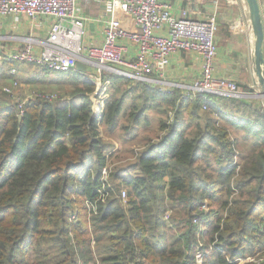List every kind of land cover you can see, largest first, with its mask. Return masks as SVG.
I'll use <instances>...</instances> for the list:
<instances>
[{
	"label": "trees",
	"instance_id": "1",
	"mask_svg": "<svg viewBox=\"0 0 264 264\" xmlns=\"http://www.w3.org/2000/svg\"><path fill=\"white\" fill-rule=\"evenodd\" d=\"M42 72L58 76L53 81L66 76L80 86L72 94L76 101L64 103L32 93L23 113L13 93L0 88V264H237L239 257L264 249L261 100L213 95L210 108L200 111V98L190 100L179 89L168 92L138 81L144 111L129 112L130 128L165 101L177 106L174 112H161L162 135L137 153L134 174H127L129 167L115 173L118 181L103 201L99 189L109 143L100 126L119 124L124 100L133 90L107 99L99 121L90 96L95 83L85 72L45 66ZM109 76L115 87L131 80ZM224 118L228 125L222 124ZM232 128H245L256 138L243 162L236 158L239 140ZM123 185L129 188L125 203ZM205 200L221 209L201 210ZM169 208L176 211L173 223L166 219ZM196 218L205 229L209 226L212 244L201 247L202 263Z\"/></svg>",
	"mask_w": 264,
	"mask_h": 264
},
{
	"label": "built area",
	"instance_id": "2",
	"mask_svg": "<svg viewBox=\"0 0 264 264\" xmlns=\"http://www.w3.org/2000/svg\"><path fill=\"white\" fill-rule=\"evenodd\" d=\"M78 1L0 0V28L2 18L7 14H26L34 19L52 16L55 19L48 37L42 41V49L39 52L28 43L12 54L11 59L61 71L75 70L78 62L82 61L96 66L97 75L119 74L168 92H175L177 87H183V96L190 100L202 99L203 109L210 108L209 103L213 95L223 97L249 95L241 90L234 79L215 74L213 61L218 53L216 43L218 23L214 17L196 19L186 8L175 14L169 0H113L112 16L105 27L103 42L86 47L83 53L81 40L84 17L77 14ZM228 1L235 3L237 0ZM180 51L194 52L202 58L201 73L191 83H181L167 78L172 55ZM15 71L13 69L12 73ZM89 78L92 79V75ZM105 80L103 86L106 87L111 83V78ZM98 83L102 85L101 80ZM18 85L19 81L15 79L11 85L4 86L3 90L13 93ZM37 96L44 100H52L56 95L41 93ZM16 101L19 112L23 113L26 100L18 96ZM103 115L104 112H96L95 116L101 121ZM109 174L110 170L106 165L101 175L103 185L99 189V199L103 201L114 187L109 180ZM238 192L236 189L232 196ZM121 197L127 200L125 188L122 189ZM88 204L90 207H96L90 201ZM200 208L208 210L205 203ZM169 216L168 211L167 218ZM197 221L199 219L196 218ZM199 225L196 247L200 257L203 253L201 247L204 243L201 237L205 226L200 221ZM247 259L256 260L253 256H247Z\"/></svg>",
	"mask_w": 264,
	"mask_h": 264
},
{
	"label": "crops",
	"instance_id": "3",
	"mask_svg": "<svg viewBox=\"0 0 264 264\" xmlns=\"http://www.w3.org/2000/svg\"><path fill=\"white\" fill-rule=\"evenodd\" d=\"M237 1V3H232L228 0H219L218 2L216 0H169L175 14H179L183 8H186L190 15L196 19L214 17L218 23L216 33L218 53L213 61L215 74L220 77L234 79L243 87H256L259 80L253 63L255 32L246 6V0ZM112 2L113 0L78 1L77 14L84 17L81 40V51L83 53L86 47L99 45L103 42L105 27L112 16ZM54 21L55 19L52 16H40L34 19L26 14H7L2 18L0 28V88L11 85L13 80L17 79L20 86L15 88L16 91L13 93L15 100L21 94L31 97L33 93L31 84L33 82L47 81L45 79L53 81L55 78L54 75L48 76L46 73L37 77L34 73L42 70L41 65L11 59L12 54L28 43H31L33 49L39 52L42 49V41L48 37ZM201 65L202 58L198 54L188 51L176 52L172 55L167 78L181 83H191L200 75ZM13 69L16 70L15 73H12ZM77 70L85 72L86 76L89 74L90 77L98 71V68L92 64H86L85 70L80 69L78 66ZM47 76L48 78H45ZM67 101H76V98H66L62 103ZM93 108L94 115H96L95 105ZM147 113L145 112L146 117L142 120H149ZM125 116L126 112H123L120 119L122 120ZM102 126H100V135L104 137L105 132L101 130ZM139 129L140 124L136 129L128 127L127 133L130 131L138 133Z\"/></svg>",
	"mask_w": 264,
	"mask_h": 264
},
{
	"label": "rangeland",
	"instance_id": "4",
	"mask_svg": "<svg viewBox=\"0 0 264 264\" xmlns=\"http://www.w3.org/2000/svg\"><path fill=\"white\" fill-rule=\"evenodd\" d=\"M259 1H260V6H261V12H262V15L264 16V3H263L264 0H259ZM246 6L248 8V13H249V7H248L247 0H246ZM34 74L37 75V77H39L41 75L43 76L44 73L42 72V70H40ZM46 74L48 76L52 75L51 72L46 73ZM88 75L86 76V78L90 79ZM96 75H97V72L94 75H92V77H95L93 80L95 83V86H94V89L90 92V96L93 100V106L95 105L97 112H104L107 99H109V101L118 99L124 96L126 93H128L129 89L133 90L127 95L123 103L122 112H126V116L123 117L122 120L120 119L119 124L113 129L109 127L110 125L107 126L106 124H103L102 126L103 128L101 129L103 130V132H105V135L103 133L104 135V137H102L103 140L109 143V146H108L109 159H108L107 166L110 170L109 180L112 182L113 186H115V183H117L118 181V179L115 178V173L122 171L121 168L123 167H126V168L129 167L127 170L128 172L127 174H129V172L134 174L137 171V167H133V166L131 167V164L136 161L137 153L140 152L144 147H146V144L148 142H153L157 139L158 136L162 135L163 130H161L160 128V118L162 116H165V114H162L161 112H163V110H167V112H174L177 105L171 104L170 102L165 101L159 106L158 109L157 108L149 109L148 111H146L148 112L147 116L149 120L148 121L147 119L141 120L140 129L138 130L139 132L133 133L132 131H130L129 133H127L129 124L132 122L131 121L132 117L129 116V112H132V111L139 112L140 110H142V112L144 111V108H143L144 104L137 95V92L141 89L140 86L142 84L138 83V81H135V80H123L115 87V85L113 86V83H114L113 78L110 77L108 73L107 75H103V76L99 74L96 77ZM48 76L45 78H48ZM49 78H52V77H49ZM109 78H111V83L108 84V86L106 87L103 86L106 81L105 79H109ZM56 79H58V76L56 77ZM45 80L47 81L33 82V84H31L33 88L32 92L35 93L33 94L35 98H39L40 96H37V94H41V93H44V95L45 94H55L56 96L52 98L51 101L62 103L63 100H66V98L72 97L73 96L72 94L76 92V89L79 88L80 86L76 84V82H74L72 79H68L66 76L64 77V80L61 82H58V81L52 82V80L49 81V79H45ZM100 80L102 82V85H99L98 83ZM19 86H20V83L15 88H18ZM136 86L139 88H137V90L133 89V88H136ZM254 87L255 86H252L253 90H248L249 89L248 88L246 93L254 94L261 90V87L258 83H257V86L255 88ZM1 88H3V86ZM15 88H14V91H16ZM182 88L183 87H177L176 89H179L182 91ZM20 98L25 99L27 102L30 97L21 94ZM258 99L261 100L260 98ZM79 100L80 99L78 98V102ZM204 110L205 109L202 108V110L200 111H204ZM225 119L226 118L222 120L223 125L228 123V120H225ZM232 136L237 137L239 140L238 146H237V150L239 151V156L236 158L239 162H243L244 158L254 151L256 147L255 145L256 138L253 133L249 134L245 128H241V129L232 128ZM123 188L127 190L126 198H128L129 188L124 185L121 187V189ZM109 196H111V194ZM122 202L125 203L126 199H123ZM220 205L221 204L219 203H212L211 205V203L208 200H205V208H207L208 210L211 208V206L212 208L221 209ZM168 211L170 213V216L167 218ZM175 212L176 211H174V209L172 208H169V210H166V213H165L166 219L170 218V222L173 223V220L171 219H172V214H175ZM224 213H226V211H224ZM178 230L180 231V229ZM206 230L207 232H204L203 236L201 237V240L203 241L205 246H208V245L211 246L212 244L210 241L209 226H206L205 231ZM170 237H171V234H170ZM51 250L54 251L53 249ZM96 252H97V255L100 254L98 250ZM207 254L208 252L206 253V255ZM247 255L243 258L236 259L237 264L252 263L253 261L247 259ZM32 257L35 259L34 256ZM253 257H255L256 260H264V249L256 252V254H254ZM197 258H198V262H204L205 260L203 253L200 257H199V254H197Z\"/></svg>",
	"mask_w": 264,
	"mask_h": 264
},
{
	"label": "water",
	"instance_id": "5",
	"mask_svg": "<svg viewBox=\"0 0 264 264\" xmlns=\"http://www.w3.org/2000/svg\"><path fill=\"white\" fill-rule=\"evenodd\" d=\"M247 3L249 7L251 23L255 32L253 63L258 76L259 85L261 87V90L259 92L254 94L252 93L247 96L260 98L264 103V21L261 12L260 1L247 0ZM78 67L82 70H85L86 64L78 62Z\"/></svg>",
	"mask_w": 264,
	"mask_h": 264
}]
</instances>
